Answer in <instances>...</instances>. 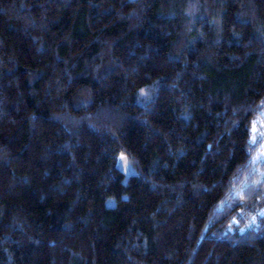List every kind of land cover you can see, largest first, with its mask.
<instances>
[{"label": "trees", "instance_id": "1", "mask_svg": "<svg viewBox=\"0 0 264 264\" xmlns=\"http://www.w3.org/2000/svg\"><path fill=\"white\" fill-rule=\"evenodd\" d=\"M261 127L264 0H0V264H264Z\"/></svg>", "mask_w": 264, "mask_h": 264}, {"label": "rangeland", "instance_id": "2", "mask_svg": "<svg viewBox=\"0 0 264 264\" xmlns=\"http://www.w3.org/2000/svg\"><path fill=\"white\" fill-rule=\"evenodd\" d=\"M261 129L264 130V127H261ZM262 136H264V133H262ZM261 149V155L262 157H264V144H262ZM116 165L124 174L125 180L128 176L136 173L135 169L132 167L131 163H129L128 159L124 154H119L117 156ZM107 202L109 205L112 204V200H108Z\"/></svg>", "mask_w": 264, "mask_h": 264}]
</instances>
